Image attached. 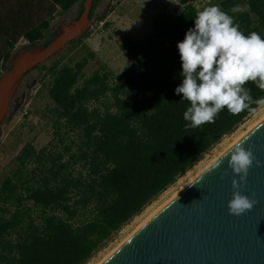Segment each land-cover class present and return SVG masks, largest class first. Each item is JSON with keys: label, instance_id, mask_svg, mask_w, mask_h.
Returning <instances> with one entry per match:
<instances>
[{"label": "trees", "instance_id": "obj_1", "mask_svg": "<svg viewBox=\"0 0 264 264\" xmlns=\"http://www.w3.org/2000/svg\"><path fill=\"white\" fill-rule=\"evenodd\" d=\"M39 2L44 18L30 23L33 15L28 14L26 21L16 22L13 31L27 29L0 54V76L10 69L19 39L45 46L55 36L50 29L57 11L78 5L76 17L82 12L83 0ZM99 2H92L91 20ZM185 3L176 15L156 16L151 35L141 43L121 42L129 64L117 76L101 66L83 77L94 59L87 50L80 61L57 62L49 69L53 135L67 143L58 152L24 144L15 157L18 167L0 183V264H87L252 113L229 115L224 110L213 124L186 128L188 102L174 93L181 82L176 45L194 26L197 10ZM237 4L248 10L231 13ZM216 5L234 16L245 35L255 31L264 37V0H216ZM247 87L254 99L264 96L253 84ZM76 165L82 172L75 175Z\"/></svg>", "mask_w": 264, "mask_h": 264}, {"label": "water", "instance_id": "obj_2", "mask_svg": "<svg viewBox=\"0 0 264 264\" xmlns=\"http://www.w3.org/2000/svg\"><path fill=\"white\" fill-rule=\"evenodd\" d=\"M92 2L83 0L78 17L58 23L49 44L33 45L12 56L10 69L0 76V130L26 74L61 54L70 42L88 32ZM237 143H242L245 149L250 147L255 157L246 181L238 189L255 203L239 216L230 214L228 209V202L237 190L233 189L232 180L239 182V174L228 168L227 160ZM217 161L219 167L213 168ZM225 170L227 175H223ZM101 264H264V118Z\"/></svg>", "mask_w": 264, "mask_h": 264}, {"label": "rangeland", "instance_id": "obj_3", "mask_svg": "<svg viewBox=\"0 0 264 264\" xmlns=\"http://www.w3.org/2000/svg\"><path fill=\"white\" fill-rule=\"evenodd\" d=\"M14 2V5H13ZM182 2H190L199 11L208 5H216V0H100L95 8L87 36L79 43L67 46L64 51L39 67L30 71L23 80L16 97L9 106L8 116L0 130V183L9 177L18 167L15 157L24 146L30 144L35 150L47 148L58 152L67 143L65 137H54L50 110L53 108L47 96L49 69L60 64L75 63L85 56V50L94 54L82 72L83 77L90 76L99 67H106L114 76L119 75L129 61L120 51L119 46L125 39L141 43L153 30L152 22L156 16L165 12L175 13ZM38 0H0V54L7 50L6 44L12 38L22 34L27 27L20 26L14 31L16 22H24L32 14L30 23L44 18ZM78 5L67 12L57 11L51 22V29L60 23H68L76 18ZM15 22V23H14ZM44 33V39L48 36ZM28 44L19 39L11 52V57L26 48ZM1 65V63H0ZM1 70V68H0ZM264 118V107H259L241 123L234 132L223 137L201 161L181 175L176 183L155 198L138 216L132 218L119 232L99 249L87 264H101L121 244H123L151 215L165 205L185 185L207 168L238 138ZM73 138V133H68ZM65 156L63 162H66ZM74 174L82 172L80 165L73 167Z\"/></svg>", "mask_w": 264, "mask_h": 264}, {"label": "clouds", "instance_id": "obj_4", "mask_svg": "<svg viewBox=\"0 0 264 264\" xmlns=\"http://www.w3.org/2000/svg\"><path fill=\"white\" fill-rule=\"evenodd\" d=\"M247 10L246 6L237 4L230 12ZM176 47L181 82L174 93L188 102L183 112L186 128L213 124L224 110L229 115H238L255 112L257 108L253 105L264 107V96L254 99L247 87L251 83L264 92V37L255 31L245 35L233 15L218 5L203 7L195 14L194 26ZM231 150L227 164L233 173L239 174V182L232 180V187L237 190L228 202V209L230 214L239 216L251 210L255 203L238 190L246 181L255 157L251 148L245 149L242 143ZM212 167H219L218 161ZM223 175H227V170Z\"/></svg>", "mask_w": 264, "mask_h": 264}, {"label": "built area", "instance_id": "obj_5", "mask_svg": "<svg viewBox=\"0 0 264 264\" xmlns=\"http://www.w3.org/2000/svg\"><path fill=\"white\" fill-rule=\"evenodd\" d=\"M185 4L188 5V4H191V3H190V2H186ZM191 5H192V4H191ZM183 8H184V4H182V6H181L179 9H177V10L175 11V13L172 12V10H170V11L167 12V13L172 14V15H176V14H177L179 11H181Z\"/></svg>", "mask_w": 264, "mask_h": 264}, {"label": "bare ground", "instance_id": "obj_6", "mask_svg": "<svg viewBox=\"0 0 264 264\" xmlns=\"http://www.w3.org/2000/svg\"><path fill=\"white\" fill-rule=\"evenodd\" d=\"M237 140H238V139H237ZM200 173H201V172H200ZM200 173H199V174H200ZM185 186H186V185H185ZM157 211H158V210H157ZM157 211H156V212H157ZM151 216H152V215H151ZM151 216H150V217H151ZM150 217H149V218H150ZM149 218H148V219H149ZM137 229H138V228H137Z\"/></svg>", "mask_w": 264, "mask_h": 264}, {"label": "crops", "instance_id": "obj_7", "mask_svg": "<svg viewBox=\"0 0 264 264\" xmlns=\"http://www.w3.org/2000/svg\"><path fill=\"white\" fill-rule=\"evenodd\" d=\"M38 3L41 5V2H39V0H38ZM15 23V22H14ZM14 26V25H13Z\"/></svg>", "mask_w": 264, "mask_h": 264}, {"label": "flooded vegetation", "instance_id": "obj_8", "mask_svg": "<svg viewBox=\"0 0 264 264\" xmlns=\"http://www.w3.org/2000/svg\"><path fill=\"white\" fill-rule=\"evenodd\" d=\"M29 44V43H28Z\"/></svg>", "mask_w": 264, "mask_h": 264}]
</instances>
